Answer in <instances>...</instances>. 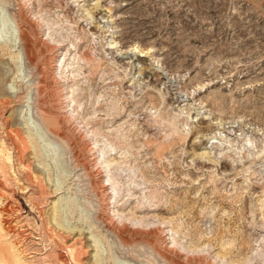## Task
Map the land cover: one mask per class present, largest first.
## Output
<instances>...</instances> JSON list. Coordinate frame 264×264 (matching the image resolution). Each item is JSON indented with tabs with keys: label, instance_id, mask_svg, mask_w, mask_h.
Segmentation results:
<instances>
[{
	"label": "rangeland",
	"instance_id": "374dc122",
	"mask_svg": "<svg viewBox=\"0 0 264 264\" xmlns=\"http://www.w3.org/2000/svg\"><path fill=\"white\" fill-rule=\"evenodd\" d=\"M78 232L76 264H264V0H0V264Z\"/></svg>",
	"mask_w": 264,
	"mask_h": 264
},
{
	"label": "bare ground",
	"instance_id": "6f19581e",
	"mask_svg": "<svg viewBox=\"0 0 264 264\" xmlns=\"http://www.w3.org/2000/svg\"><path fill=\"white\" fill-rule=\"evenodd\" d=\"M5 23L3 22L2 24V32H4L5 30ZM30 34H31V26L30 24L19 14L17 13V35L15 37V44H17V46H19L21 48V50H23L24 54L26 57H30V55L33 53V50L34 52H38L37 48H36V43L33 42L31 39H30ZM32 56V55H31ZM36 57V56H35ZM38 58V57H37ZM140 58V57H139ZM29 62L32 64L33 62L29 59ZM47 65V64H45ZM42 66V65H41ZM33 67V66H32ZM46 67V66H45ZM42 67H38L36 70V75H35V94H36V102L34 104V108L38 114V116L42 119V121L46 124H48L45 128L46 129H43V131L39 134V140L41 141V143L43 144V149H44V152H45V155L47 158H49L52 162H53V165L55 167V169L57 170V189L59 190H63L65 191L64 192V197L62 198L61 197V200H62V207L60 208L61 212H62V215H63V219L65 221V223L67 222L66 220V217L67 216H70V214L72 213V211L76 208L75 207V204H74V198H72L71 195H69V190H70V186H69V183H65L62 181V176L61 174H64V170H61L59 165H58V162L56 161L55 159V156H53L52 154V151L51 150H48V147H49V143H52L53 142V138H57L61 139L63 137V135L59 134L58 131H57V128L60 126V122L57 118L55 117H52L51 113L49 112V110H47L45 107H44V103L43 102V98H41L42 94H44L45 90L47 89L46 88V82H47V78H46V75L45 73L43 72V70H41ZM44 91V92H43ZM43 97V96H42ZM42 99V100H41ZM45 124V125H46ZM12 135V134H11ZM17 135V134H16ZM49 140H52V141H49ZM55 141V140H54ZM27 146V145H26ZM25 146V147H26ZM25 153V151H22ZM23 153V154H24ZM20 158V157H19ZM76 159H78L76 157ZM10 160V159H9ZM22 160V159H21ZM74 164V163H73ZM76 164V163H75ZM78 166V165H77ZM23 169V168H22ZM75 170L77 169L74 168ZM82 169V167H81ZM84 169V168H83ZM25 171L27 172V167L25 169ZM77 172V170H76ZM75 172V174H76ZM83 172V171H82ZM85 172V171H84ZM29 173V172H28ZM74 174V175H75ZM21 175V174H20ZM78 175V174H77ZM29 176V175H28ZM35 178V177H34ZM31 179V178H30ZM29 180V178H28ZM36 181V180H34ZM39 181V180H38ZM39 183V182H38ZM36 184V183H35ZM72 184V182H71ZM42 187V186H41ZM103 188V187H102ZM41 190V189H40ZM106 190V189H105ZM103 191V190H102ZM62 193V192H61ZM57 203V202H56ZM5 205V204H4ZM55 210V209H54ZM60 213V212H59ZM50 216V215H49ZM72 216V215H71ZM69 222V221H68ZM6 224V223H5ZM55 226V225H54ZM60 226V225H59ZM74 232V231H73ZM24 233V232H23ZM66 233L68 234H71L72 233H69L66 231ZM79 233V232H78ZM50 234V233H49ZM82 234V233H81ZM80 233L77 234L75 233L71 239H70V242L67 244V248L65 246V248L69 251L68 253H70V255L67 253V259L64 258L61 259L60 263L61 264H76L78 263V255H79V249L78 248V241H79V237L81 235ZM99 234V233H98ZM56 235V233H55ZM57 236V235H56ZM60 236V235H59ZM49 237V236H48ZM55 237V236H54ZM54 237H53V241H56L59 239H55L54 240ZM62 237V236H61ZM64 237V236H63ZM62 237V238H63ZM56 238V237H55ZM52 239V238H51ZM60 240V239H59ZM58 240V241H59ZM64 240V239H61V241ZM43 241V240H42ZM50 241V240H49ZM52 241V240H51ZM57 241V243H58ZM96 242V241H95ZM59 245V243H58ZM64 246V245H63ZM59 247V246H57ZM63 249V248H62ZM62 249H61V252H62ZM66 249L64 251H66ZM60 255V254H59ZM59 255L57 256V258L59 257ZM65 255V254H64ZM16 257V256H15ZM80 257V256H79ZM61 258V257H60ZM19 262V260L17 261ZM53 263V262H52ZM59 263V264H60Z\"/></svg>",
	"mask_w": 264,
	"mask_h": 264
}]
</instances>
